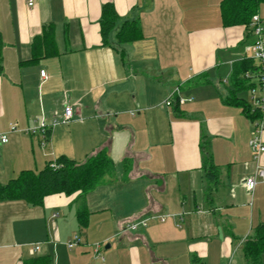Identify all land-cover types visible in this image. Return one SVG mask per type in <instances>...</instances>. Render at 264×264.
<instances>
[{"label":"crops","instance_id":"0c3cea01","mask_svg":"<svg viewBox=\"0 0 264 264\" xmlns=\"http://www.w3.org/2000/svg\"><path fill=\"white\" fill-rule=\"evenodd\" d=\"M222 1L0 0V133L9 136L0 145V185L61 155L83 162L102 148L116 166L115 180L87 194V227L77 218L79 192L42 204L0 198V264H252L243 246L264 222V153L256 159L250 147L253 120L225 101L233 66L253 42L245 26H224ZM105 3L119 25L138 19L142 38L104 44ZM49 23L58 55L26 63ZM177 88L185 102L167 106ZM66 105L74 120L53 125ZM42 121L45 144L27 132ZM211 165L217 183L208 181ZM253 176L251 192L245 180ZM128 222L139 229L127 230Z\"/></svg>","mask_w":264,"mask_h":264},{"label":"trees","instance_id":"16d2710c","mask_svg":"<svg viewBox=\"0 0 264 264\" xmlns=\"http://www.w3.org/2000/svg\"><path fill=\"white\" fill-rule=\"evenodd\" d=\"M264 0H223L221 4L224 26L243 25L247 29L252 17L259 13ZM119 15L113 3H105L100 19L101 34L104 44L121 46L135 42L142 38L141 24L138 19L126 20L118 24ZM115 34L116 44L110 42V36ZM32 58L26 63H35L43 58L58 55L56 45L55 25H44L42 33L36 35L32 41ZM4 41L0 31V74L4 72L3 64ZM257 65L253 59L245 57L233 66L230 94L226 103L239 106L251 119L257 117L251 112V105L242 92L249 88L244 73ZM124 179L132 169L129 158L123 160ZM208 181L218 182V169L211 165L207 171ZM116 179V166L106 148H102L90 155L85 161L78 162L66 155H61L49 161L40 171L23 170L18 177L7 184L0 185L1 199H24L32 204H42L45 197L58 193L71 195L79 192L76 198L77 218L82 227H87L90 211L87 204V194L97 186ZM247 260L252 264H264V222L260 223L243 246ZM39 260V261H38ZM33 264H48L50 258L38 259Z\"/></svg>","mask_w":264,"mask_h":264},{"label":"built area","instance_id":"2783aa9c","mask_svg":"<svg viewBox=\"0 0 264 264\" xmlns=\"http://www.w3.org/2000/svg\"><path fill=\"white\" fill-rule=\"evenodd\" d=\"M27 3L29 6H33L35 0H27ZM248 30L253 38V43L250 46L251 55L248 57L253 59L257 67L246 71L243 76L249 83V88L247 91L249 94V102L251 103V112L257 115V117L252 118L254 122V133L249 143L254 153V157L258 159L264 153V18H262L258 13L255 14L252 17ZM41 75L43 77H47L45 71H42ZM177 91L178 88L169 94L165 101L167 106H172L175 103L183 104L185 102L186 99L180 96L175 97ZM73 120L74 108L72 105H66L64 107L61 119L55 121L53 125L69 124ZM48 125L49 124L46 121H42L39 126L28 128L27 132L32 134L39 132L43 139L42 142L45 144L49 129ZM17 130L18 128L15 124L10 125V132ZM8 141V132L0 133V145L6 144ZM257 175L260 177L261 181H264V167H258ZM258 183L259 180L255 176L249 177L245 180V185L251 192L255 190ZM139 225L140 224L137 222H128L126 224V229L135 231L139 229ZM78 239L79 236L76 235L74 239L68 244V246L73 247ZM40 249L41 244H35L32 248V253H36Z\"/></svg>","mask_w":264,"mask_h":264},{"label":"rangeland","instance_id":"374dc122","mask_svg":"<svg viewBox=\"0 0 264 264\" xmlns=\"http://www.w3.org/2000/svg\"><path fill=\"white\" fill-rule=\"evenodd\" d=\"M260 12H261V14H262V17L264 18V3H263V4L261 5V7H260ZM252 42H253V38L251 37V40H250V42H248L247 45H250ZM247 45H246V47H247ZM246 47H245V48H246ZM247 50H248L247 53H248L249 55H251V50H249V49H247ZM246 94L248 95L247 92H242V96H246ZM103 246H105V244H104Z\"/></svg>","mask_w":264,"mask_h":264}]
</instances>
